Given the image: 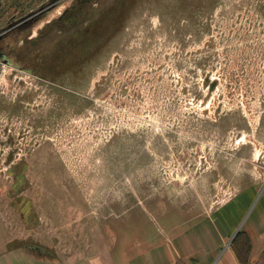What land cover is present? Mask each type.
Masks as SVG:
<instances>
[{"label":"rangeland","instance_id":"rangeland-1","mask_svg":"<svg viewBox=\"0 0 264 264\" xmlns=\"http://www.w3.org/2000/svg\"><path fill=\"white\" fill-rule=\"evenodd\" d=\"M75 1L0 0V264L11 249L109 264L218 205L233 169L264 172V0L94 2L91 44L52 67L27 54Z\"/></svg>","mask_w":264,"mask_h":264},{"label":"crops","instance_id":"crops-1","mask_svg":"<svg viewBox=\"0 0 264 264\" xmlns=\"http://www.w3.org/2000/svg\"><path fill=\"white\" fill-rule=\"evenodd\" d=\"M234 172L236 179L227 184L218 205L168 228L158 227L156 233L135 234L125 250L108 249L109 264H264V172L255 168ZM5 252L9 256L4 264H98L92 258L42 250ZM24 253L42 260L30 254L26 258Z\"/></svg>","mask_w":264,"mask_h":264},{"label":"flooded vegetation","instance_id":"flooded-vegetation-1","mask_svg":"<svg viewBox=\"0 0 264 264\" xmlns=\"http://www.w3.org/2000/svg\"><path fill=\"white\" fill-rule=\"evenodd\" d=\"M94 2L104 4V0H76L74 4L65 8L58 16L49 20L42 27V31H39L40 33L36 38L27 39L28 36L23 37L22 41L30 45L27 54L36 52V55L40 56V58H36L37 60L39 59L40 62L46 63V66L52 67L55 64V60L53 59L62 57L65 49L67 54H72V50L69 49L71 45L84 48L88 44H91L94 40H90V38L95 35L93 31L97 18L94 16L89 21H86L85 26H82L80 29H78V25L82 16H85L87 13H91V15L94 13L92 12V10H95L92 7ZM33 20L32 17L29 19L19 18L17 22H14L16 25L11 32L14 35L13 38L17 40L16 33L19 34L26 27L29 29ZM75 38H78V40ZM25 44L23 43V46ZM20 48L11 49L13 53H16L20 51ZM20 54L21 52L16 55L20 56ZM49 60H53V62L49 64Z\"/></svg>","mask_w":264,"mask_h":264}]
</instances>
